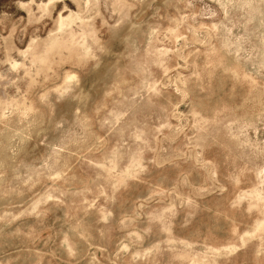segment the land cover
<instances>
[{
  "label": "rangeland",
  "instance_id": "obj_1",
  "mask_svg": "<svg viewBox=\"0 0 264 264\" xmlns=\"http://www.w3.org/2000/svg\"><path fill=\"white\" fill-rule=\"evenodd\" d=\"M0 264H264V0H0Z\"/></svg>",
  "mask_w": 264,
  "mask_h": 264
}]
</instances>
